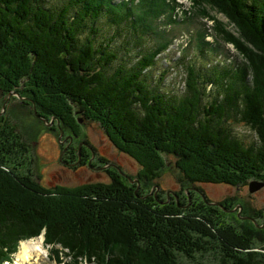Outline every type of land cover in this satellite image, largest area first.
<instances>
[{
  "label": "trees",
  "instance_id": "16d2710c",
  "mask_svg": "<svg viewBox=\"0 0 264 264\" xmlns=\"http://www.w3.org/2000/svg\"><path fill=\"white\" fill-rule=\"evenodd\" d=\"M190 1L213 21L207 33L242 59L219 58L220 44L212 47L198 30L197 52L170 64L181 88L152 71L173 42L155 27L164 17L177 23L179 12L193 17L179 0H0V93H19L38 120L35 107L78 136L81 117L99 120L114 146L140 164L141 182L168 166L200 189L264 182V0ZM1 113L0 264L44 230L73 264H183L199 256L198 264H264L259 219L244 229L247 221L209 204L203 189L193 200L204 203L183 209L176 195L167 201L136 191L121 166L107 170V183L42 186L29 138ZM237 126L255 137L246 140Z\"/></svg>",
  "mask_w": 264,
  "mask_h": 264
},
{
  "label": "rangeland",
  "instance_id": "374dc122",
  "mask_svg": "<svg viewBox=\"0 0 264 264\" xmlns=\"http://www.w3.org/2000/svg\"><path fill=\"white\" fill-rule=\"evenodd\" d=\"M179 1L182 4L181 8L188 10L189 14L193 17L191 21H185L184 18H186V15L179 12L180 19L177 23H166L164 17L158 26L155 25L157 26L155 27L156 30L160 33L168 31L173 42L167 52L160 57L157 67H154L152 71L153 76L156 78H160V76L157 77L158 72L166 73L165 80L167 82L183 88L184 83L182 82L179 85L178 80H176V74L171 70L170 64H172L171 62L179 63L180 58L182 57L180 54H183V51L187 54H194L197 52L198 41L196 42L195 37L197 36L198 30L203 31L206 35V40L212 44V47H215L213 44L215 42L220 44L218 47L219 50L216 49L215 51V54L219 55V58L227 59L228 61H230V59L233 61H241L242 58L231 43L224 42L222 38H219L220 40H218L215 35L207 33L210 31L213 32V29L211 28L213 21L208 20V18H203L200 15H196L191 8L190 0ZM212 14H215L216 17L226 23L228 29H236L235 25L230 22L229 17L224 13L213 10ZM182 19L184 21H181ZM211 51L212 50H210V52ZM180 70L181 73L184 71L181 67ZM13 96L18 95L12 93L6 104H3V101L0 102V115L2 114V111L3 113L5 112V114H3V116H5L4 119H10L13 124H15L16 130L21 133L23 137L29 138L28 140L30 141L31 146L29 156L32 160L31 169H33L32 172L35 175L40 174L38 180L41 182L42 186L49 189L58 186L79 188L88 183H107L110 182V174L106 170L114 165L116 168H120L121 166L122 168L120 169L124 174L125 180L127 179L126 181L128 183L135 184L137 191H139L140 188V191L144 192V194H150L151 189L154 187L157 190L153 189V192L150 195L155 193L158 194L160 198H167L171 190H176L182 194L181 207L183 209H189V207H193V204L200 205L203 202L200 200L198 202L197 200H189L186 191L188 189L195 191L194 187L196 186H191V184L187 182H179L176 178L177 171L175 168L172 169L171 166L165 167L162 176L157 180L148 182L143 179L142 182L140 181L141 187H138L139 182L137 180L139 179L140 164L135 158L114 146L110 136L105 133L99 120L96 121L93 118H87V120H85L81 117V136H78V134H75L74 132L70 133L68 130L62 133L59 122L55 124V122L51 121L50 124H45L42 119L38 120L37 117L31 113V107L22 102V100L24 101V98L12 99ZM55 119L56 117L54 118V121ZM235 129L239 134L244 136L246 140H252L255 137L249 127L237 126ZM69 135L75 137L74 143L72 144L73 147L70 150L64 148V144L67 142L66 139L72 137ZM67 158L69 161H66ZM170 159H172V157H170ZM98 163H100L99 166L103 168H99ZM197 186L199 187V185ZM200 186L212 201L225 203L232 199L234 205L236 203L245 204L247 208L242 214L255 216L259 219V223L263 224L264 186L253 190L250 189L247 184L240 189H237V187L230 184L218 183H204L200 184ZM195 194V196L200 197L196 191ZM231 218L237 220V213H232ZM244 221H247V223H243V226H247L244 227V229H250L251 221ZM262 232L261 235L259 234L257 236L259 241L262 242H256L260 244L261 249L264 251V230ZM45 233L46 231L44 230L40 234L45 236L44 244L47 250L45 253V264H73L71 261L72 257L66 254L68 250L64 249L60 244L53 246L48 243ZM24 240L27 239L20 241L16 252L13 254L12 260L5 261L2 264L15 262L16 253L19 251L21 242ZM184 259L185 258H183V264H198L203 260L200 256L196 257L194 261ZM81 264H94V262L83 260Z\"/></svg>",
  "mask_w": 264,
  "mask_h": 264
},
{
  "label": "bare ground",
  "instance_id": "6f19581e",
  "mask_svg": "<svg viewBox=\"0 0 264 264\" xmlns=\"http://www.w3.org/2000/svg\"><path fill=\"white\" fill-rule=\"evenodd\" d=\"M44 240L45 236L40 235L22 241L20 249L15 256V262L6 264H45V253L47 250Z\"/></svg>",
  "mask_w": 264,
  "mask_h": 264
},
{
  "label": "flooded vegetation",
  "instance_id": "af4514ba",
  "mask_svg": "<svg viewBox=\"0 0 264 264\" xmlns=\"http://www.w3.org/2000/svg\"><path fill=\"white\" fill-rule=\"evenodd\" d=\"M1 101H3L4 103L3 104H6V102L8 101V99H7V97H4V94H2V93H0V102ZM70 137L72 136V138H70V139H66L67 140V142H66V144H64V148H67L68 150H70L72 147H73V143H74V139H75V137H73V135H69ZM88 149V148H87ZM93 155H95V154H93ZM72 158V157H71ZM66 161H69V159L67 158V160ZM90 164H91V161H90ZM99 164L100 163H98V166H99ZM105 165H108V164H105ZM92 166V165H91ZM113 167H114V165H113ZM99 168H103V167H101V166H99ZM112 167L110 166L107 170H109V169H111ZM119 169V168H118ZM106 170V171H107ZM122 176H124V174L122 173L121 174ZM159 186V185H158ZM138 187H141V182H140V184H138ZM195 188H197L199 191H196V189H194L196 192H197V194H199L200 196H201V194H204V192H202L201 191V189L200 188H198V187H195ZM140 189V188H139ZM153 189L154 190H157L156 188H154L153 187ZM153 189H151V192H150V194L153 192ZM160 190V189H159ZM192 191V192H191ZM195 191H193V190H190V189H188L187 191H186V194L189 196V200L190 201H193V198H198V196H195L196 194L194 193ZM150 194H147V195H150ZM155 194V193H154ZM155 195H157L158 196V194H155ZM175 195H176V200H178V203H180L182 200H181V198H182V194H180L179 192H177L176 190H171L170 191V193H169V195L167 196V198H165V199H168V201H172V200H174V198H175ZM174 197V198H173ZM158 198L161 200V198L158 196ZM220 202V201H219ZM223 203V202H222ZM227 208H228V210H226V211H228L229 213H237L239 216L241 215L242 216V219H244V220H251V219H247V218H244L243 216H247L248 214H242L243 212H244V210L247 208V206L245 205V204H238V203H236L235 205H234V203H233V201H232V199H230L229 201H227V202H225V203H223ZM229 205V206H228ZM238 205L240 206V207H242V210H240V208L238 207ZM216 206H218V205H216ZM232 209H236V210H232ZM249 216H252V215H249ZM252 217H254V216H252ZM255 218V217H254ZM252 221V220H251ZM260 225H263L262 227H261V229H263L264 230V222H263V224H260Z\"/></svg>",
  "mask_w": 264,
  "mask_h": 264
},
{
  "label": "water",
  "instance_id": "95a60500",
  "mask_svg": "<svg viewBox=\"0 0 264 264\" xmlns=\"http://www.w3.org/2000/svg\"><path fill=\"white\" fill-rule=\"evenodd\" d=\"M13 93V92H12ZM12 93H10L9 94V96L12 94ZM15 93V95H18V96H20V94L19 93H17V92H14ZM21 98H23V96H20ZM26 98V97H25ZM35 109V113L37 114V116L39 117V118H41L44 122H45V124H50V122L52 121V122H54V118L55 117H52V119L49 121V119H47L46 117H42L38 112H37V108L35 107L34 108ZM80 121H81V119H80ZM62 130V133H64V130L63 129H61ZM72 138V137H71ZM138 182H139V184H140V180L138 179L137 180ZM262 186H264V182H262V181H255V180H253L252 182H250V189H256V188H260V187H262ZM136 191H137V189H136ZM169 195V194H168ZM204 196V198L207 200V202L209 203V204H212V205H218V206H220V207H222V208H224L225 210H228V208L222 203V202H219V201H208V199L205 197V195H203ZM239 208H240V210H242V207H240L239 206ZM232 210H236V209H232ZM241 216V215H240ZM242 217V216H241ZM244 218H247V219H251L253 222H255L256 224H257V219L256 218H254V217H252V216H249V215H247V216H243ZM260 227H262L263 225H259Z\"/></svg>",
  "mask_w": 264,
  "mask_h": 264
}]
</instances>
